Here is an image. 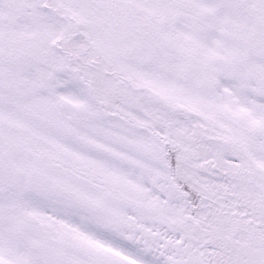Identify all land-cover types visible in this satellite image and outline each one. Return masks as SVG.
<instances>
[{
	"label": "snow or ice",
	"instance_id": "1",
	"mask_svg": "<svg viewBox=\"0 0 264 264\" xmlns=\"http://www.w3.org/2000/svg\"><path fill=\"white\" fill-rule=\"evenodd\" d=\"M0 264H264V0H0Z\"/></svg>",
	"mask_w": 264,
	"mask_h": 264
}]
</instances>
